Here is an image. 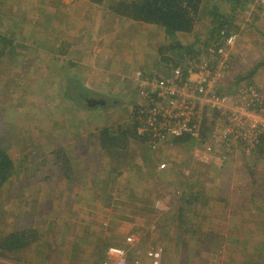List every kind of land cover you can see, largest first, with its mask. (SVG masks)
Wrapping results in <instances>:
<instances>
[{"label":"rangeland","instance_id":"1","mask_svg":"<svg viewBox=\"0 0 264 264\" xmlns=\"http://www.w3.org/2000/svg\"><path fill=\"white\" fill-rule=\"evenodd\" d=\"M63 1L56 35L60 47L61 39L82 32L64 28L61 20L83 16L90 3ZM59 2L0 0V34L5 37L0 39V51H4L0 53V145L8 147L16 165L10 182L0 189V237L23 229L28 236L36 231L30 246L7 252L6 257H0V264H40L45 256L48 264H91L103 257L106 247L124 245L134 235L140 240L139 248L163 247L161 264H264V150H255L248 158L239 154L221 161L205 137L207 142L183 139L153 151L132 141L125 156L105 154L93 147L92 151H83V147L82 151H55L48 148L55 140L42 126L55 121L59 129L57 120L65 111L73 116V109L64 107L69 104L76 109L75 116L89 123L88 130L101 124L114 128L131 123V105L139 100L134 98L137 68L142 67L150 76H166L174 59L179 60L177 53L186 55L183 66L198 58L214 63L215 54L206 51L209 45H216L209 39V11L218 6L221 13H228V6L223 0H204L193 32L175 38L186 46L193 43V53H168L169 48L164 47L175 40L173 36L164 39L158 30L161 41L152 46L138 67L127 66L129 78L120 80L121 90L116 89V81L109 90L87 91L86 100H82L77 92L69 97L66 94L70 93L62 90L66 74L75 67L65 69L68 58L55 59L48 41L40 42L54 35L52 27L44 28L40 15L44 18L45 9ZM92 13L86 9L87 15ZM239 22L242 27L229 46L217 85L218 90L229 93L249 84L264 86V66L250 73L264 59V0H251L234 20ZM122 32L124 36L130 33ZM118 40L119 45L108 38L98 51L110 45H132ZM127 52L136 55L133 46ZM196 52L198 56L193 58ZM112 69L120 72L118 64ZM82 140L76 139L77 144ZM68 157L71 159L64 163ZM189 183L200 195L192 206L194 211L187 214L190 222L185 223V232L180 234L179 219L174 215L179 194Z\"/></svg>","mask_w":264,"mask_h":264},{"label":"built area","instance_id":"2","mask_svg":"<svg viewBox=\"0 0 264 264\" xmlns=\"http://www.w3.org/2000/svg\"><path fill=\"white\" fill-rule=\"evenodd\" d=\"M235 38L231 35L222 45L220 41L207 47L215 54L214 63L199 58L163 77L136 71V133L149 148L157 150L186 135L197 142H207L208 137L219 159L229 161L239 154L251 155L264 141V86L249 84L236 93L217 88ZM137 238L106 247L103 257L91 264H161L163 247L139 248Z\"/></svg>","mask_w":264,"mask_h":264},{"label":"crops","instance_id":"3","mask_svg":"<svg viewBox=\"0 0 264 264\" xmlns=\"http://www.w3.org/2000/svg\"><path fill=\"white\" fill-rule=\"evenodd\" d=\"M59 1L57 5L50 4L51 6L49 7L45 6L48 7V9H45L43 13L44 18L40 15V17L44 19V28L52 27L54 29L53 37H50V39L46 38L40 42L46 44V41H48V50L55 55V59L63 60V57L68 58L67 67L64 66L65 69L71 70L75 67L70 73L66 74L68 76L64 78V83L62 85L63 91L68 89L73 93L81 89H87L89 91H106L112 88L116 81H118V84L115 85L116 89L121 90L122 85H120V80L129 78L126 70L127 66L138 67L136 65L143 63V59L146 58L148 52L153 50L152 46L156 45L158 41H161V39H159L160 33L158 30L161 31L163 29L157 25L134 21L112 13L108 8V3L117 0H108L107 2L106 0H99V2L97 0L96 2L88 0L90 3L83 9L85 14L79 16L80 20L78 17L69 20H61L65 23L64 28H77L78 30H82V32L81 35L76 37H65L67 38L66 40L61 39L59 43H62V47H60V45L57 44L56 35L57 27H59L57 25L59 19H61L58 12L61 10L60 8L64 1ZM34 3L35 1L32 2V5ZM35 8L38 10V5H36V3ZM86 9L93 10V15H87ZM67 16L66 14L64 15L65 18ZM94 16L97 18H94ZM122 31H129L130 33L124 36ZM162 32L164 34L163 38H167L165 32ZM108 38L111 43L114 42L117 45H119L118 38L125 39L132 45L129 46L128 44H124L121 48L116 45H110L103 50L100 48L101 51L99 52L98 47H101L100 44L102 42L105 43ZM132 46L135 49L136 55L127 52L132 49ZM156 51H158V48ZM68 52L70 53L69 57ZM101 56H103L104 59L100 58ZM100 60H103V62L100 63ZM116 64H118L120 68V72L118 71L119 73L114 72L112 69ZM64 107H69L70 110L73 109L71 112L73 116H69L70 112L65 111L62 118L66 116L65 113H68L67 116L64 119L60 117L57 120L60 125L59 129L56 128L55 121H52V125L50 126L42 125L45 131H49V137L55 140L54 145L48 148L55 151H59V149L63 151V148H69L71 151H92L93 147L94 149H98V151H104L97 139L99 128H101L103 124L99 125L96 130H88L89 123L85 119H81L77 115H74L76 109H74L72 105L69 104ZM87 132H89V134ZM58 136L60 137V143L57 142ZM62 136L66 139L65 143H62ZM76 139L83 140L80 144H77ZM137 141L140 145L146 147V151H153L144 142ZM130 143H132V141H130L129 144ZM82 147L83 149L80 150ZM254 152L252 154H254ZM251 155L245 156L248 158Z\"/></svg>","mask_w":264,"mask_h":264},{"label":"trees","instance_id":"4","mask_svg":"<svg viewBox=\"0 0 264 264\" xmlns=\"http://www.w3.org/2000/svg\"><path fill=\"white\" fill-rule=\"evenodd\" d=\"M97 1L99 2V0ZM249 2H251V0H223V4L228 6V13H221L217 8L218 6L212 7V9L209 11V14L212 18L209 39L217 43L221 41L220 44L222 45L225 40L231 35L233 36L239 34L242 25L240 22L238 24L234 23V20L240 17L241 12H244L248 8ZM108 5V8L112 13L128 19H132L134 21L157 25L158 27L163 29L162 31L165 32V35L167 37L173 36L172 40H175L176 37H178V39L183 36L186 37L188 34L193 32L198 18L201 17L200 13L202 11V8L204 7V0H117L109 2ZM242 22H244L243 19ZM2 38L5 39V37L0 34V39ZM7 42L11 44L12 41L10 39H7ZM7 42H4V45H6ZM193 47V43L186 46L179 40H175L171 41L169 47L165 46L164 48H169L167 50L168 53H170V51L176 52L180 50H184L189 53L193 51ZM0 53H4V51H0ZM185 56V54H175V58H178L179 60L177 61L176 59H174V65L170 67L171 71L168 75L172 74L173 70L176 67L183 66L181 64L182 61L187 62V60H185ZM197 56L198 52H196L192 57L196 58ZM168 57L169 56H165L164 59H168ZM262 66H264V59L261 62L257 63L254 68L250 70V73L255 72L258 67ZM138 70L145 72L142 67H138L136 71ZM155 76L163 77L164 75L160 76V74H157ZM134 81L137 82L135 77ZM225 87L226 86H224V88ZM87 91L89 90L81 89L80 91H77V94L79 95V97H81L82 100H86L88 94ZM67 92L70 94H66V96H74L73 94H71L72 91H70L69 89L66 90V93ZM137 96L138 90L134 98H137ZM116 103L118 105V103L120 102ZM131 106V123H119L114 128L108 124H105L104 126L99 128L97 139L99 145L104 150L102 152H104L105 154L110 155L112 152H116L120 155L125 156L124 153H127L130 141L139 140L145 143V139L139 137L136 133V119L134 115L138 107V101L135 100ZM94 107L100 108L99 105H94ZM183 139L191 138L190 136L186 135L171 139L163 145H166L171 141L179 142ZM193 140L194 139L192 138V141ZM263 143L264 141L260 142L257 145L256 150H264ZM8 151L9 150L7 146L0 145V189H2L6 185V183L10 182L11 177L15 174V161ZM121 152H123V154ZM261 152L263 153L264 151ZM25 155L27 157L30 156L29 153H25ZM68 158L69 159L63 162H69L71 158ZM24 162H27V160H25ZM63 167L68 168V166L65 165H63ZM199 195L200 192L195 188L194 184L189 183L188 185H184L181 193L179 194V204L174 215V217H177L179 219L177 227L179 231H177V233L181 234L182 231L185 232V223L189 224L190 222L187 220V214L191 210L194 211V208L192 206L195 204L194 202L198 200L197 198ZM26 233L27 231L23 229L21 231L17 230L7 233L4 236L0 237V257H6L7 252L9 251L19 252L27 246H30L31 240L35 238L36 231H32L31 235L29 236L26 235ZM28 237L29 239L27 240ZM40 262V264H48L47 257L45 256Z\"/></svg>","mask_w":264,"mask_h":264}]
</instances>
